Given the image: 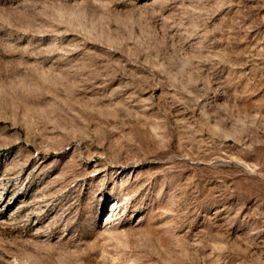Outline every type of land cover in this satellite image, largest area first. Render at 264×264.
Listing matches in <instances>:
<instances>
[{"label":"rangeland","instance_id":"rangeland-1","mask_svg":"<svg viewBox=\"0 0 264 264\" xmlns=\"http://www.w3.org/2000/svg\"><path fill=\"white\" fill-rule=\"evenodd\" d=\"M0 264H264V0H0Z\"/></svg>","mask_w":264,"mask_h":264}]
</instances>
